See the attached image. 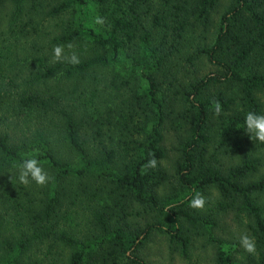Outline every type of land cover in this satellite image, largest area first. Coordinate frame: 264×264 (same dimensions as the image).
I'll return each mask as SVG.
<instances>
[{"label":"trees","instance_id":"1","mask_svg":"<svg viewBox=\"0 0 264 264\" xmlns=\"http://www.w3.org/2000/svg\"><path fill=\"white\" fill-rule=\"evenodd\" d=\"M229 2L215 22L219 0H0V264H149L156 235L184 261L201 239L214 264H264V143L241 129L264 112V0ZM37 150L53 182L13 184Z\"/></svg>","mask_w":264,"mask_h":264},{"label":"clouds","instance_id":"2","mask_svg":"<svg viewBox=\"0 0 264 264\" xmlns=\"http://www.w3.org/2000/svg\"><path fill=\"white\" fill-rule=\"evenodd\" d=\"M105 23L104 19L96 15L91 19V22L86 25V27H95L96 25L103 26ZM69 48L72 45H68ZM53 57L55 61L59 62L62 59L67 60L71 64H78L79 58L75 52L71 54L70 57L64 55V47L56 46L53 49ZM212 110L216 115L222 112V105L219 101L212 102ZM246 134L250 135L253 141H258L259 143H264V112L259 111H247L244 115V121L242 128ZM40 153L37 151H29L23 153L21 158L14 161L9 172L13 169L19 170L18 175H10V180L13 184L20 185H30L35 183L39 186H46L50 182H53L54 178L49 176L48 172L44 168V162L39 159ZM157 161L153 158L149 160L144 166V170L147 171L149 168H155ZM191 199L188 201V205L193 209H203L205 207V199L199 192L191 193ZM236 245H224V250L226 252H231L236 249ZM238 247H242L247 253H256V242L255 239L247 234H242L239 238Z\"/></svg>","mask_w":264,"mask_h":264},{"label":"rangeland","instance_id":"3","mask_svg":"<svg viewBox=\"0 0 264 264\" xmlns=\"http://www.w3.org/2000/svg\"><path fill=\"white\" fill-rule=\"evenodd\" d=\"M230 6L229 0H219L218 5L215 7L212 12L213 21L218 22L220 17L225 13V11ZM211 32L215 33V27L210 29ZM204 73L214 70L212 67L202 68ZM178 117L175 116L174 119ZM182 123V121H181ZM181 130V129H180ZM180 130L174 128L173 124H167V128L165 130V142L164 146L167 151V156L163 161V167L167 170L170 181L165 185L166 190L171 187L170 185L176 184L175 177V165L177 159L179 158V143H180ZM182 132V130H181ZM146 214L142 213L141 215H137L136 220L139 221L144 220V216ZM148 218H151L148 216ZM83 222V221H81ZM89 225L85 222L81 224V228L87 229ZM204 241L201 239H197L195 245L192 250V258L190 261H184L180 258V256H172L169 249V244L166 237L161 235H156L152 237V239L145 245L144 248L140 250V255L148 261L149 264H214L213 260V252L210 248H206L203 246ZM127 262H125L126 264Z\"/></svg>","mask_w":264,"mask_h":264}]
</instances>
